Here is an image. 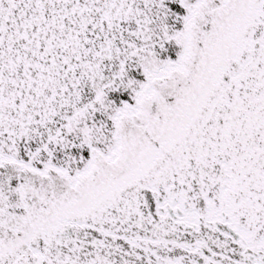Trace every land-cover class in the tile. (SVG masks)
<instances>
[{
    "label": "snow or ice",
    "instance_id": "obj_1",
    "mask_svg": "<svg viewBox=\"0 0 264 264\" xmlns=\"http://www.w3.org/2000/svg\"><path fill=\"white\" fill-rule=\"evenodd\" d=\"M0 264H264V0H0Z\"/></svg>",
    "mask_w": 264,
    "mask_h": 264
}]
</instances>
